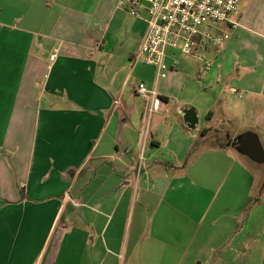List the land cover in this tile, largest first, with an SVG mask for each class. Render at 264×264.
Returning <instances> with one entry per match:
<instances>
[{
    "label": "crops",
    "instance_id": "0c3cea01",
    "mask_svg": "<svg viewBox=\"0 0 264 264\" xmlns=\"http://www.w3.org/2000/svg\"><path fill=\"white\" fill-rule=\"evenodd\" d=\"M100 2L50 0L47 9L59 10L62 27L55 20L49 32L42 30L46 34L21 27L20 17L5 22L0 12V264H35L43 246L38 233L50 230L58 199L74 192L83 225L94 234L92 240L85 234L82 241L67 240L61 264H115L122 258L125 264H264V189L254 185L231 143L206 140L214 105L226 90L243 94L239 116L264 118V0H241L232 17L239 26L215 28L230 38L222 47L201 49L213 62L210 70L169 49L168 83L136 58L147 13L132 17L115 10L99 32ZM177 79L194 96L180 101L183 125L163 137ZM140 82L156 88L163 103L153 115L138 175L146 108V98L136 93ZM225 106L234 113L230 100ZM188 107L197 111L195 129L184 121ZM72 165L81 175L69 190L63 177ZM14 176L20 193L7 187Z\"/></svg>",
    "mask_w": 264,
    "mask_h": 264
},
{
    "label": "rangeland",
    "instance_id": "374dc122",
    "mask_svg": "<svg viewBox=\"0 0 264 264\" xmlns=\"http://www.w3.org/2000/svg\"><path fill=\"white\" fill-rule=\"evenodd\" d=\"M49 1L50 0H0L1 18H5V22H12L14 17H20L21 19L18 20V23L21 27L32 28L41 32H49L50 27L53 25L54 21L57 20V27H59L60 29L62 27V18L59 19L60 16L58 17L59 10L52 9L50 11V9H47V5H50ZM91 2L92 0H90V3ZM116 6L117 0H101L99 8L95 14V17L97 19L96 29H99V32L104 31V29H106H103V27L104 25H107V22L109 21V18L112 16L113 12L117 10ZM32 18H36V20L42 21V23L36 22V24H39L41 28L39 26H36V24L33 25L34 23H30L35 21L32 20ZM44 23L46 24V28L44 27ZM38 39L39 41L41 40L40 37H38ZM98 39L99 41H102L101 37H99ZM141 61L143 60L141 59ZM12 65L13 64L7 65V68L9 67L12 68L11 70H13L14 66ZM169 78L170 76L164 79L163 81L168 83ZM7 80H10L8 72ZM183 83V79H177L176 81H174L173 84H171L172 87L170 88V92L172 98L170 99L169 110L167 113V121L164 122V124L162 125V130H164L162 132L163 137L167 135L166 130H176V127H181L183 125L182 119L178 115V109L181 106L180 101H182V98L185 99L188 98V96H194V94H189L188 92L184 93V91L181 90L180 87L183 85ZM219 93L220 92H217L216 95H218ZM229 100L235 108V114L230 112V114L228 115L224 111V109H227V107L225 106V102H228ZM241 103H243V100L240 99L238 95H232L228 90H226L224 93H221V96L218 97V102H216L214 105L216 113L212 120L208 123L211 130H208L209 134H207L206 140L211 142L212 144H216L219 142L231 143L233 148H235L232 149V152L238 155L236 157L240 159V161L245 160L247 162L245 163L247 165L245 167L247 169V172L253 175V177H255L254 185H258V189H264V184L263 187H261V184L258 181L261 179L264 180V162L259 161L260 163H254L253 161H250V159L252 158L247 155L255 150L254 145L257 144L261 147L262 150H264V128H257V124H264V118L251 119L246 116H239L238 112L240 110ZM261 111H263V108ZM261 114L262 112H259V115ZM29 122H31V120L27 121L26 128ZM135 125L138 127V121H135ZM244 141H246L249 145H244ZM146 144L149 149V141H147ZM195 146L199 147L200 143H197ZM246 156H248L250 159L246 158ZM6 160L9 161L8 157H6ZM64 173L65 174L63 179H65V181L68 180L71 183L74 181L75 178L77 179V177L81 175L80 170H77V167H75L74 165H72L68 171H64ZM17 183L18 179L16 176H14L13 180L9 182V186L7 187H9V189L14 187L20 193ZM70 184L69 187L68 184H60V187H63L64 189L68 187V189L70 190V186L72 188L75 183L73 182L71 185ZM258 189L257 191H259ZM21 190L24 191V189ZM67 196L64 199H58L61 204L59 205L58 210L52 220L50 230L46 233L40 232L37 235V238L41 242H43V246L39 249V256L35 264H58V262L59 264H61V257L59 258V255L61 248H63L64 243L67 240L78 238L80 241H82V237L84 234L86 236L90 235V239L92 240V235L94 233L88 231L83 225V223L85 222L84 218L81 216V201L74 199L75 192L74 194L69 196V199ZM131 223L132 214L129 218L128 227L126 225L123 231V254H125V251L127 250V248H129L128 245L130 244L129 240L131 237ZM52 254L53 257L50 262ZM124 261L125 259L122 258L118 261V263L115 264H125Z\"/></svg>",
    "mask_w": 264,
    "mask_h": 264
},
{
    "label": "built area",
    "instance_id": "2783aa9c",
    "mask_svg": "<svg viewBox=\"0 0 264 264\" xmlns=\"http://www.w3.org/2000/svg\"><path fill=\"white\" fill-rule=\"evenodd\" d=\"M241 0H118L117 10H123L132 17H141L147 13V31L142 40L136 58H142L145 64L153 66L157 80L168 77L170 66L167 63L169 49L187 56L196 57L210 70L213 62L208 60L201 49L207 44L222 47L230 38L229 33L218 34L215 28L228 23L232 30L239 26L233 20ZM53 54L52 58H55ZM232 91L242 97L236 88ZM136 93L146 98L144 128L140 139L137 174L146 161L147 141L153 115L160 111L162 99L158 90L150 89L140 82Z\"/></svg>",
    "mask_w": 264,
    "mask_h": 264
},
{
    "label": "water",
    "instance_id": "95a60500",
    "mask_svg": "<svg viewBox=\"0 0 264 264\" xmlns=\"http://www.w3.org/2000/svg\"><path fill=\"white\" fill-rule=\"evenodd\" d=\"M182 112L184 114L185 124L189 128L195 129L199 122L196 109L194 107H188V108H185ZM243 144L249 145L246 141H244ZM254 147H255V150L252 153L247 154V155L256 161L264 162V150H262L258 144L254 145Z\"/></svg>",
    "mask_w": 264,
    "mask_h": 264
}]
</instances>
